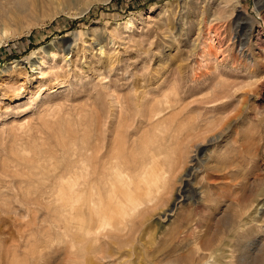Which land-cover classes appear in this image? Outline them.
I'll use <instances>...</instances> for the list:
<instances>
[{"label":"rangeland","instance_id":"1","mask_svg":"<svg viewBox=\"0 0 264 264\" xmlns=\"http://www.w3.org/2000/svg\"><path fill=\"white\" fill-rule=\"evenodd\" d=\"M24 4L0 45V264H264V0Z\"/></svg>","mask_w":264,"mask_h":264},{"label":"bare ground","instance_id":"2","mask_svg":"<svg viewBox=\"0 0 264 264\" xmlns=\"http://www.w3.org/2000/svg\"><path fill=\"white\" fill-rule=\"evenodd\" d=\"M1 1V0H0ZM6 1V0H5ZM13 1V0H12ZM11 1V2H12ZM104 1V0H103ZM2 2V1H1ZM8 2V1H7ZM9 3H7V5H8ZM3 5H4V3H3ZM11 5H13L12 7L13 8H16V10L17 9H20L21 7H24L25 6V4H24V0H17V1H14V4H11ZM11 5H9V6H11ZM88 7V6H87ZM1 8V7H0ZM5 8H7V7H5ZM4 8V9H5ZM3 10V9H2ZM16 10H12V8H11V10H7L6 9V11L3 13L2 11H1V9H0V12H2V14L0 15V17H2V20H3V23L1 24V26H0V45L1 44H3V43H5L6 41H7V39H9L11 36H12V32L11 31H13L11 28H9V26H8V23L6 22L7 20H9V19H12L10 16H12V15H14V13H15V11ZM84 10H86V9H83V10H81L80 11V13H83V11ZM87 11V10H86ZM1 20V19H0ZM9 22V21H8ZM130 24H131V21H127V22H125V26L126 27H129L130 26ZM14 26V25H13ZM14 29V28H13ZM14 32H15V30H14ZM17 33V32H16ZM22 33H29V26H26L25 27V29L24 30H22ZM15 35V34H14ZM12 37H14V36H12ZM67 50V49H66ZM55 51V48H54V46H53V44H51V45H49V46H46V47H44V48H42V50H41V55L40 56H37V58L36 59H33V54L32 55H30V56H27V57H25V61H28V62H30L31 63V65H32V67H33V70H36L38 67H39V65L41 64V62L43 61V58L45 57V56H49V55H51L53 52ZM36 53H38V52H36ZM15 64H17V63H15ZM40 68V67H39ZM98 147V146H97ZM109 148V147H108ZM99 151H100V149H99ZM90 157H91V159L93 160H95V158L96 157H98L99 156V154H98V150H96V148H90ZM88 154V153H87ZM103 155H101V157H102ZM100 157V156H99ZM103 158V157H102ZM105 159H107V158H105ZM107 161V160H106ZM106 164V163H105ZM91 165V164H90ZM89 168V167H88ZM95 170V169H94ZM99 170V169H98ZM100 171V170H99ZM98 171V172H99ZM116 171V170H115ZM87 172V171H86ZM92 172V171H91ZM118 172V171H117ZM102 173V172H101ZM119 174V173H118ZM101 175V174H100ZM103 175V174H102ZM101 175V176H102ZM99 176V175H98ZM96 177H94L93 179H95ZM97 180V179H96ZM105 181H106V179H105ZM101 182V181H100ZM112 183V182H111ZM83 184V183H82ZM83 185H85V184H83ZM106 185V184H105ZM86 186H88V185H86ZM79 190V189H78ZM251 204V203H250ZM80 206V205H79ZM263 208H264V200H259V201H257L256 202V205H255V210H253L254 211V213H256L257 215L261 212V210H263ZM25 227V226H24ZM262 233V232H261ZM258 242H260V241H257V243ZM257 243H255V244H257ZM253 244V243H252ZM249 246V245H248ZM257 249V248H256ZM249 250V249H248ZM250 251V250H249ZM252 252H255V250L253 251L252 250ZM261 253V252H260ZM246 254H249V253H247L246 252ZM254 254V253H253ZM253 254H251V255H253ZM248 256V255H247ZM238 261H239V259H238ZM243 262H245L243 259L241 260L240 259V263L242 264ZM245 264V263H244ZM248 264V263H247Z\"/></svg>","mask_w":264,"mask_h":264}]
</instances>
